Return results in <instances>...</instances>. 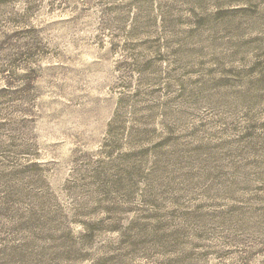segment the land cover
<instances>
[{
	"label": "rangeland",
	"instance_id": "rangeland-1",
	"mask_svg": "<svg viewBox=\"0 0 264 264\" xmlns=\"http://www.w3.org/2000/svg\"><path fill=\"white\" fill-rule=\"evenodd\" d=\"M0 264H264V0H0Z\"/></svg>",
	"mask_w": 264,
	"mask_h": 264
}]
</instances>
